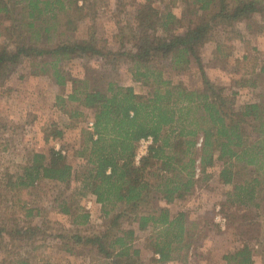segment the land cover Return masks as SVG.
Here are the masks:
<instances>
[{"label":"trees","instance_id":"obj_1","mask_svg":"<svg viewBox=\"0 0 264 264\" xmlns=\"http://www.w3.org/2000/svg\"><path fill=\"white\" fill-rule=\"evenodd\" d=\"M117 1L122 8L138 0ZM96 2L0 0V83L11 67L30 59L32 75H49L62 89L70 86L67 95L57 96L58 105H72L70 119H85V109L94 112L93 130L82 129L84 141L77 153L84 160L81 171L60 150L35 151L20 174L9 176L5 188L16 197L43 180L67 186L79 180L82 195H93L107 217L119 208L103 232L73 236L77 243L98 251L104 260L100 264H144L142 250L136 246L138 232L121 227L124 219L142 231L153 229L146 246L153 264L180 261V251L190 246L192 228L185 213L174 217L161 203H173L195 191L201 179L198 160L204 177L216 162L222 163L220 181L233 187L227 203L264 207V66L256 72L253 69L252 76L240 85L259 89L256 100L238 107L225 95L224 87L207 77L200 53L219 27L239 37V23H247L252 30L254 16L264 13V0H144L131 33L132 49L119 52L102 45L93 29L85 40L71 35L81 22L94 19ZM154 2L165 4V14L152 12ZM180 4L183 11L177 15L173 9ZM22 31H27L25 38ZM4 32L11 43L1 41ZM87 54L99 56L113 67L125 57L133 81L147 92L139 94L134 87L106 76L99 78L108 79L102 86L95 76L77 78L61 66L73 56ZM194 62L202 73L200 89L166 76V69L183 72ZM63 134L58 130L54 136ZM147 137L154 143L138 164V143ZM199 139H203L201 148L197 147ZM34 211L28 209L27 215ZM61 212L70 215L76 227L90 222L88 212L79 209L74 213L66 202L61 204ZM4 230L0 229V241ZM253 255L251 246L245 244L224 260L227 264H255ZM19 264L29 261L21 259Z\"/></svg>","mask_w":264,"mask_h":264},{"label":"rangeland","instance_id":"obj_2","mask_svg":"<svg viewBox=\"0 0 264 264\" xmlns=\"http://www.w3.org/2000/svg\"><path fill=\"white\" fill-rule=\"evenodd\" d=\"M141 2L144 0L119 8L117 0H97L94 19L81 22L71 35L75 40H85L93 29L95 38L108 50L130 51L131 33L137 27L136 15ZM173 11L181 15L182 5ZM152 12L158 16L165 14V4L154 2ZM251 25L252 30H248L247 23L238 24L240 37L217 28L212 41L200 51L207 77L224 87L225 95L238 107L256 100L259 89L240 85L252 76L249 73L253 69L256 72L264 66V13L256 14ZM7 34L4 32L1 41L11 43ZM21 34L25 38L27 31ZM158 34L162 35V31ZM13 47L11 44L10 49ZM31 62L26 59L11 67L0 83V229L5 228L0 241V264H19L21 259L29 264H100L104 260L98 251L77 243L73 236L103 232L119 208L107 217L93 195H82L79 180L69 186L43 180L16 197L5 188L9 176L20 174L35 151L60 150L66 154L68 162L81 171L84 160L77 153L84 141L82 129H88V123L94 117L92 110L85 109V119H70L72 105L63 108L57 102V96L67 95L70 86L62 89L49 75H32ZM61 66L77 78L95 76L96 83L101 82L102 86L110 79L122 86L134 87L139 94L147 92L144 86L133 81L130 63L125 57L115 67L92 54L73 56ZM165 72L168 78L183 82L188 88L203 86L202 73L196 62L187 71L176 72L168 68ZM104 76L108 79H99ZM234 92L237 93L234 95ZM58 130L64 131L63 136H54ZM198 162L201 179L195 191L173 203H161L174 217L185 213L188 226L192 228L190 246L180 251L183 260L167 264H227L224 256L245 244L253 249L255 264H264V207L245 208L227 203L233 187L220 181L222 163L216 162L207 171L209 177H204ZM63 202L72 206L74 213L79 209L88 212L90 222L85 226H74L72 217L61 212ZM28 209L35 210L32 216L27 215ZM121 227L137 230L136 246L142 250V261L153 264L152 252L146 248L153 229L142 231L126 219L121 220Z\"/></svg>","mask_w":264,"mask_h":264},{"label":"built area","instance_id":"obj_3","mask_svg":"<svg viewBox=\"0 0 264 264\" xmlns=\"http://www.w3.org/2000/svg\"><path fill=\"white\" fill-rule=\"evenodd\" d=\"M93 127H94V120L92 119L88 123V128L93 130ZM153 143L154 140L152 137H147L140 140V142L138 143L137 153L135 157L136 163L139 164L141 159L149 153L150 147ZM202 145H203V139H199L197 147L201 148ZM198 173H199V167H197V175Z\"/></svg>","mask_w":264,"mask_h":264}]
</instances>
